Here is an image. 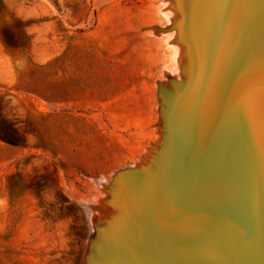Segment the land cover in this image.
Masks as SVG:
<instances>
[{
  "label": "rangeland",
  "instance_id": "1",
  "mask_svg": "<svg viewBox=\"0 0 264 264\" xmlns=\"http://www.w3.org/2000/svg\"><path fill=\"white\" fill-rule=\"evenodd\" d=\"M167 3L0 0V264L96 263L185 76Z\"/></svg>",
  "mask_w": 264,
  "mask_h": 264
},
{
  "label": "water",
  "instance_id": "2",
  "mask_svg": "<svg viewBox=\"0 0 264 264\" xmlns=\"http://www.w3.org/2000/svg\"><path fill=\"white\" fill-rule=\"evenodd\" d=\"M173 1L189 66L162 100L156 167L120 174L131 207L95 264H264V0Z\"/></svg>",
  "mask_w": 264,
  "mask_h": 264
},
{
  "label": "bare ground",
  "instance_id": "3",
  "mask_svg": "<svg viewBox=\"0 0 264 264\" xmlns=\"http://www.w3.org/2000/svg\"><path fill=\"white\" fill-rule=\"evenodd\" d=\"M167 10L169 9V10H171V12L170 13H172V12H174V14L172 13V15L170 16L171 17V19H169V21H170V25L169 26H167V27H165V28H162V30H165V31H167V30H174L173 32H171V34H170V37L173 39V43H175V44H178L179 45V47H180V49H181V56H180V62H181V69L183 68V73H185V75H186V70H187V68H188V66H189V61H190V56H189V54H188V51L186 50V48L184 47V45H183V43L180 41V39H179V32H178V29H176V28H172V26H173V23H174V20H175V18H176V14H178V12H177V9H178V7H177V5L174 3V1L173 0H168V3H167V6L165 7ZM166 10V11H167ZM168 12V11H167ZM166 14V13H165ZM169 13H167V15H168ZM167 18H169V17H167ZM169 23V22H168ZM167 23V24H168ZM166 24V25H167ZM165 25V24H164ZM164 27V26H163ZM152 28V27H151ZM156 30V29H155ZM162 32H164V31H162ZM168 33V32H167ZM164 34V33H163ZM158 35V34H157ZM164 37H165V34H164ZM165 39V41L166 40H168V39H166V38H164ZM171 39V40H172ZM168 44V43H167ZM170 44H168V46H169ZM172 45V44H171ZM178 49V48H177ZM176 51V48H175V50H174V53H173V55L176 53L175 52ZM172 55V56H173ZM175 56V55H174ZM189 56V57H188ZM176 60V59H175ZM174 60V61H175ZM173 61V62H174ZM176 63V62H175ZM177 65V64H176ZM175 67V66H174ZM178 68V67H177ZM171 69H172V67H171ZM175 70H176V68H175ZM162 92V91H161ZM160 153V152H159ZM156 160V159H155ZM156 164V163H155ZM151 166V165H150ZM154 167H156V165H154V166H151L150 168H154ZM144 172H146V171H144ZM144 176L145 175H142V179H144ZM125 184H126V189L125 190H123L122 192H119L118 193V195H117V197H116V199H114V204H116V205H118V203H119V199L123 196L124 197V199H123V201L122 202H125V208H126V211H125V213H128V208H130L131 207V198L130 197H132V195H134V193H132V191L136 188V185H134V183H132V182H129V181H125ZM122 205V204H121ZM121 207V206H120ZM122 209L123 208H121L120 209V211H122ZM118 210V216H122V218L125 216V214L124 213H121V212H119V209H117ZM118 219H116V221H117ZM148 220H149V216L148 215H146V216H141V218L139 217L137 220H135L134 221V227H132V229H131V236H132V239L133 240H140V239H142V238H145V234H146V230H147V225H148ZM118 222V221H117ZM110 252H111V250H110ZM112 252H113V250H112Z\"/></svg>",
  "mask_w": 264,
  "mask_h": 264
}]
</instances>
